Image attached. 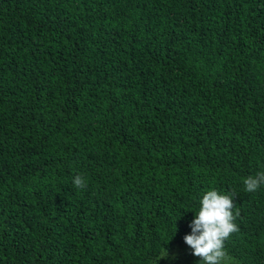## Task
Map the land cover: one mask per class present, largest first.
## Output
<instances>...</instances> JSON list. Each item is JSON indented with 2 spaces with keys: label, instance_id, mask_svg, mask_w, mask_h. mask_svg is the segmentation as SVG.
Segmentation results:
<instances>
[{
  "label": "trees",
  "instance_id": "16d2710c",
  "mask_svg": "<svg viewBox=\"0 0 264 264\" xmlns=\"http://www.w3.org/2000/svg\"><path fill=\"white\" fill-rule=\"evenodd\" d=\"M260 172L264 0H0V264H197L209 190L264 264Z\"/></svg>",
  "mask_w": 264,
  "mask_h": 264
},
{
  "label": "clouds",
  "instance_id": "9594fccd",
  "mask_svg": "<svg viewBox=\"0 0 264 264\" xmlns=\"http://www.w3.org/2000/svg\"><path fill=\"white\" fill-rule=\"evenodd\" d=\"M73 185L79 189L86 187L83 177L77 175ZM245 191L255 192L264 185V172L249 176L244 180ZM235 195L220 194L209 190L200 200V208L189 223V234L183 236L184 243L190 248L191 255L199 258L197 264H230L231 258L225 250V242L230 234L239 231L234 223L239 212L235 210ZM174 259L167 248L147 259L146 264H157L161 259Z\"/></svg>",
  "mask_w": 264,
  "mask_h": 264
},
{
  "label": "rangeland",
  "instance_id": "374dc122",
  "mask_svg": "<svg viewBox=\"0 0 264 264\" xmlns=\"http://www.w3.org/2000/svg\"><path fill=\"white\" fill-rule=\"evenodd\" d=\"M185 246H186V249H188V246L187 245H185ZM175 250H176L175 248L174 249H171L169 253H172L173 254V253H175ZM188 251H190V248L188 249Z\"/></svg>",
  "mask_w": 264,
  "mask_h": 264
}]
</instances>
